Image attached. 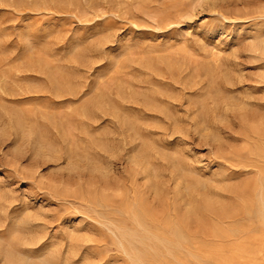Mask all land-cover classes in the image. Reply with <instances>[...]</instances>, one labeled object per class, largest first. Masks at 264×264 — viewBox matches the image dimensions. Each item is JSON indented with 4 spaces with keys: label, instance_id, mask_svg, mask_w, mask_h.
<instances>
[{
    "label": "rangeland",
    "instance_id": "1",
    "mask_svg": "<svg viewBox=\"0 0 264 264\" xmlns=\"http://www.w3.org/2000/svg\"><path fill=\"white\" fill-rule=\"evenodd\" d=\"M0 264H264V0H0Z\"/></svg>",
    "mask_w": 264,
    "mask_h": 264
},
{
    "label": "bare ground",
    "instance_id": "2",
    "mask_svg": "<svg viewBox=\"0 0 264 264\" xmlns=\"http://www.w3.org/2000/svg\"><path fill=\"white\" fill-rule=\"evenodd\" d=\"M86 109V108H85ZM261 123V122H260ZM74 168V167H73ZM261 213V212H260ZM8 261V260H7Z\"/></svg>",
    "mask_w": 264,
    "mask_h": 264
}]
</instances>
